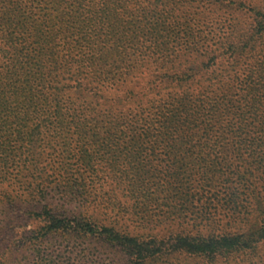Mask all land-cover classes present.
<instances>
[{
    "label": "trees",
    "instance_id": "obj_1",
    "mask_svg": "<svg viewBox=\"0 0 264 264\" xmlns=\"http://www.w3.org/2000/svg\"><path fill=\"white\" fill-rule=\"evenodd\" d=\"M250 1L0 0V264H93V243L108 254L123 251L125 264L178 257L184 264H264L257 259L264 244V217L253 230L243 231L239 224L234 231L218 234L211 229L147 239L121 230L114 222L105 223L90 211L99 200L86 190L84 180L98 164L93 150L84 147L87 136L82 133L98 128L97 121L120 127L119 134L127 137L147 121L145 132L137 137H160L171 144L178 133L181 142L190 138L204 143L221 105L230 101L226 95L221 102L194 95L191 86L214 77L213 64L220 55L229 58L242 48L239 57H245L255 41L231 26L214 48L205 46L199 44L193 23L218 2L233 3L238 9ZM261 9L253 8L252 29L259 38L264 37ZM138 79L147 86V95L168 88V97L155 106L147 102L152 110L147 120L130 113L124 119L113 117L110 112L118 101L128 104L135 96L132 86ZM239 84L245 110L237 124L225 130L235 137L237 152L241 147L249 150L251 162L237 173L253 205L259 198L248 193L247 178L253 177L252 168L264 169V139L250 136L252 130L264 133L263 63ZM98 106L106 108L99 120L93 114ZM74 134L80 140L72 148ZM47 137L58 144L51 148L57 155L50 167L34 151ZM204 153L199 151L195 161L210 185L221 174ZM184 169V164H174L171 171L178 180ZM227 201L237 209L238 193L229 192ZM260 208L252 214L255 223L264 214V203ZM237 213L246 218L245 210ZM27 220L37 224L15 234V227L24 228ZM58 238L66 244L50 243ZM70 239L87 244L77 248ZM116 262L110 257L108 264Z\"/></svg>",
    "mask_w": 264,
    "mask_h": 264
},
{
    "label": "rangeland",
    "instance_id": "obj_2",
    "mask_svg": "<svg viewBox=\"0 0 264 264\" xmlns=\"http://www.w3.org/2000/svg\"><path fill=\"white\" fill-rule=\"evenodd\" d=\"M257 7L264 11V0H251L246 7L238 9L233 3L218 2L213 10L206 12L205 17L197 18L193 23L199 44L205 46L214 48L220 38L231 29V26L242 29V33H245L249 41L252 36L255 41L254 48L247 52L248 54H244L245 57H239L241 44L240 49H237L236 53L229 58L220 55L213 64L214 74H217V77L214 75L210 80H203L191 86V93L194 95L218 99L220 102L221 98L226 95V100L230 101L226 105L227 108L221 105L219 116L212 122L210 135L202 140L204 143H199L197 139L190 140V138L186 143L181 142V135L178 133L171 144L160 137H137L140 132H145L143 129L147 128V121L145 125L142 121L139 126L132 129V137L119 134L120 127L103 121H97L98 128L84 130L82 136H87V139L82 137L84 147L93 150L90 152L96 154L98 164L95 171L94 167L89 169L84 179L86 190L92 197L97 195V200H99V203L90 206L89 210L97 213L103 222H114L118 228L132 235L147 239L154 236L157 240L175 237L181 232L206 233L213 229L212 232L218 234L221 231H234L240 226L243 231L253 230L259 226L264 214L259 216L256 223L252 214L257 215V208L264 203V169L254 170L252 168L253 177L247 178L250 186L248 193L259 198L252 205L248 203L249 198L245 196L247 189L242 184L240 185L242 181L239 182L240 175L237 173L251 162L248 157L249 150L241 147L237 152L235 137L226 132L228 126L237 124L238 116L245 110L243 107L245 100L239 90L240 80L245 78L247 73L255 69L259 63H263L264 66V37L259 38L255 29H252L255 22L253 8ZM181 59L184 60L187 57L182 56ZM256 76L258 75H254L255 82L258 80ZM132 88L135 96L128 104L124 103V100L118 101L112 108V113L110 112L113 117L124 119L130 113L147 120V114L152 111L147 109V102L155 106L159 101L168 97L170 91L166 88L159 94L149 93L147 95V86L140 82V79ZM262 100L264 102V99ZM224 102L222 101V104ZM233 106H240V110ZM105 112V107L98 106L93 114L97 115V120H99ZM237 112L240 113L237 114ZM250 133L251 137L264 139L263 132L252 130ZM196 134H198L196 136L201 135L199 130H196ZM77 135L74 134V138L70 141L72 148L80 140ZM54 141L47 137L43 139V143L36 144L34 147L36 153L40 152L39 157L43 164L48 167L54 164L53 160L57 155L51 149L58 147ZM194 141H197L196 144ZM199 151L205 152L209 162L219 166L221 176L213 180L210 185L205 184L195 161ZM105 160H108L111 165H106ZM174 164L185 165L184 171L178 176V180L181 181H178L172 174L174 172L171 168ZM92 172L93 174L97 172V177H93ZM102 175L103 178H100ZM233 190L239 196V201L235 203L239 204L237 209H234V206L227 201L229 192ZM254 208L256 211H252ZM238 209L247 212L246 218L241 219L237 213ZM24 223V228L15 227V234H19L22 229H31L37 224L36 221L31 220ZM208 223L211 225L209 226ZM63 239H53L50 243L55 246L64 245L67 240ZM68 241L70 245L77 248L87 244L80 240H75V242L70 239ZM92 248L94 253L90 258L94 261L93 264H108L110 257L117 261L116 264L126 263L127 256L123 251L108 254L94 243ZM257 259L264 261V244L259 247ZM144 264H184V262L181 257L147 258Z\"/></svg>",
    "mask_w": 264,
    "mask_h": 264
}]
</instances>
